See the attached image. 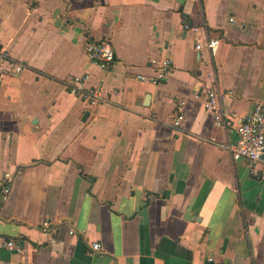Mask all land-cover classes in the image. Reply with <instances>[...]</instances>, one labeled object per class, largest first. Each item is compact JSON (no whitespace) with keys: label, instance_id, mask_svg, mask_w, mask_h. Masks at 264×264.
I'll use <instances>...</instances> for the list:
<instances>
[{"label":"crops","instance_id":"0c3cea01","mask_svg":"<svg viewBox=\"0 0 264 264\" xmlns=\"http://www.w3.org/2000/svg\"><path fill=\"white\" fill-rule=\"evenodd\" d=\"M102 38L106 69L84 49ZM0 48V238L22 245L0 264H264V153L233 160L204 107L207 87L238 118L264 107V0H0ZM83 74L93 108L63 83Z\"/></svg>","mask_w":264,"mask_h":264},{"label":"built area","instance_id":"2783aa9c","mask_svg":"<svg viewBox=\"0 0 264 264\" xmlns=\"http://www.w3.org/2000/svg\"><path fill=\"white\" fill-rule=\"evenodd\" d=\"M232 20V19H231ZM184 28L189 29L195 35L196 51L208 50L214 55L218 49L220 40L208 36L207 29L204 23L191 24L184 23ZM85 52L88 58L99 68L106 69L110 66L115 58L114 49L110 39L102 38L98 40H89L84 45ZM10 60L9 52L0 48V64ZM156 71L153 77H145L139 75V78L151 81L164 80L170 71L171 60L163 59L156 65ZM22 69L21 64L15 65V71L19 72ZM88 75H69L63 83L70 94L81 99L86 107L93 108L103 101V95L100 86L86 85ZM206 99L204 103L205 109L211 113L215 126L222 128L225 133V139L218 142V146L227 151L233 160L246 159L249 162H255L261 159L264 153V107L261 103H256L254 108L238 118L235 112H225L221 108L222 99L231 95L232 91H219L213 87L205 89ZM182 118L181 113L175 114L173 124L179 125ZM253 173L260 174L264 177V168L259 173L253 170ZM12 175L9 171H4L0 174V205L3 204L11 192ZM50 221L44 219L41 222V231L48 233ZM0 246L20 252L22 245L13 239L0 238ZM93 249H100L99 242L91 243Z\"/></svg>","mask_w":264,"mask_h":264}]
</instances>
